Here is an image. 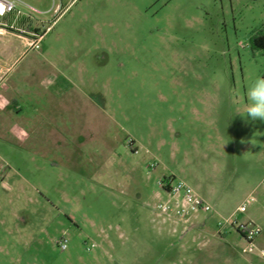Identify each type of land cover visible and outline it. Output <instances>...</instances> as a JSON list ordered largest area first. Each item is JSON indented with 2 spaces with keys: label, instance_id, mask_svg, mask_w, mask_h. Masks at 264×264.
<instances>
[{
  "label": "rangeland",
  "instance_id": "obj_1",
  "mask_svg": "<svg viewBox=\"0 0 264 264\" xmlns=\"http://www.w3.org/2000/svg\"><path fill=\"white\" fill-rule=\"evenodd\" d=\"M17 1L48 30L0 122V264H247L238 235L210 234L231 218L264 243V121L245 116L264 0ZM61 75L73 87L58 95ZM195 176L215 192L206 228L173 233L158 182Z\"/></svg>",
  "mask_w": 264,
  "mask_h": 264
},
{
  "label": "crops",
  "instance_id": "obj_2",
  "mask_svg": "<svg viewBox=\"0 0 264 264\" xmlns=\"http://www.w3.org/2000/svg\"><path fill=\"white\" fill-rule=\"evenodd\" d=\"M26 19H21L20 17L14 19V15H9L5 18H0V23L7 22L11 24L14 23V26L17 28L25 29L27 31H37L41 32L40 26H34L27 22ZM43 30V29H42ZM29 51L26 48V39L22 36H19L15 32H11L8 29L0 28V122H5V116L7 117V120H12L11 118L13 115V112H16L18 109V106L14 104L15 100L13 98L14 92H15V86L13 81H11V76L13 74L15 65L17 62L22 59L24 54ZM72 82L68 81L66 77L64 76H56V77H49L48 82L46 84V88L58 95H61L63 93H66L68 90L72 88ZM195 184L196 188L190 186L187 182V178H183V182L188 185L193 192L197 195V197L204 202L206 198H211L213 195H215V192L213 190H204V186L201 185L202 178L195 176ZM3 185L6 186L5 182H2ZM202 193V194H201ZM215 212V211H213ZM198 213V212H197ZM197 213L193 215V217L189 220L186 224H176L174 225L172 232L175 233L179 229V232H183L184 234L188 231H191L193 229H200L204 230L206 227V223H199L197 222L198 216ZM216 213V212H215ZM220 217V214H217ZM238 223H245V222H238ZM171 226V224H167ZM170 228V227H169ZM224 228V229H223ZM219 228L217 227L215 233L213 232L210 234L211 237L214 239V235L216 236V239H219V243L224 245H227L226 242V234H236L240 238V241L236 242L233 241L231 244L233 245V248L237 250L235 253L237 256L247 264H251L254 262V260H257V250L261 249L264 253V243L259 242V239L256 241L255 238L251 243H248L239 232H237L235 229L227 227ZM212 228L209 229V231ZM210 233V232H209ZM208 233V234H209ZM219 233V234H218ZM214 239V240H216ZM233 239V238H232ZM245 244V245H244ZM221 252H224L222 250ZM240 252V253H239ZM255 252V253H254Z\"/></svg>",
  "mask_w": 264,
  "mask_h": 264
},
{
  "label": "built area",
  "instance_id": "obj_3",
  "mask_svg": "<svg viewBox=\"0 0 264 264\" xmlns=\"http://www.w3.org/2000/svg\"><path fill=\"white\" fill-rule=\"evenodd\" d=\"M17 0H0V18H5L9 15H14V19L20 17V12L17 10ZM31 11H34L30 8ZM0 28H5L11 32H15L19 36L26 39L27 50H38L39 43L42 40L46 30L43 32L37 31H27L25 29L17 28L14 23L11 24L4 22L0 23ZM264 32V29H263ZM158 186L165 193L166 199L159 202L155 210L157 211L159 217L161 218L162 224H186L193 217V215L199 211L210 212L211 208L205 205L193 192V190L186 185L183 181H159ZM168 187L165 190L164 187ZM253 201V198H249L245 201L240 209H244L245 206ZM224 224L228 225L230 228L235 229L242 237L251 243L253 239L259 234V231L249 222L238 223L236 220H231V218L225 219ZM219 228L223 225L220 223ZM56 245L60 251H65L67 248V241L65 238H60L57 240Z\"/></svg>",
  "mask_w": 264,
  "mask_h": 264
},
{
  "label": "clouds",
  "instance_id": "obj_4",
  "mask_svg": "<svg viewBox=\"0 0 264 264\" xmlns=\"http://www.w3.org/2000/svg\"><path fill=\"white\" fill-rule=\"evenodd\" d=\"M245 116L252 121H264V77H258L247 89Z\"/></svg>",
  "mask_w": 264,
  "mask_h": 264
},
{
  "label": "trees",
  "instance_id": "obj_5",
  "mask_svg": "<svg viewBox=\"0 0 264 264\" xmlns=\"http://www.w3.org/2000/svg\"><path fill=\"white\" fill-rule=\"evenodd\" d=\"M264 29V28H263ZM263 29L258 31L251 39L252 46L258 50H264V32ZM165 181H169L171 179H164ZM167 190V186L164 187Z\"/></svg>",
  "mask_w": 264,
  "mask_h": 264
}]
</instances>
